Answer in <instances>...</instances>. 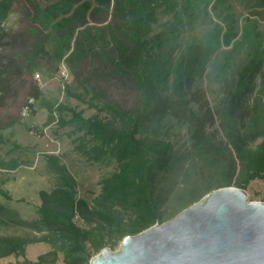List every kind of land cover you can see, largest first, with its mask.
Instances as JSON below:
<instances>
[{
    "label": "trees",
    "instance_id": "obj_1",
    "mask_svg": "<svg viewBox=\"0 0 264 264\" xmlns=\"http://www.w3.org/2000/svg\"><path fill=\"white\" fill-rule=\"evenodd\" d=\"M250 2L264 8V0ZM14 3L20 23L7 29L2 21ZM231 10L229 0L0 5V143L39 104L48 124L71 128L78 155L112 168L88 198L62 158L45 155L53 184L39 191L35 217L0 203V227L24 232L0 236V259L90 264L215 190L264 182V32L250 17L236 30ZM213 13L230 23L185 44L184 33L214 24ZM159 16L172 19L157 23ZM63 62L75 84L65 82L66 96L94 115L44 98L35 73L57 75ZM19 167L0 161L2 170ZM4 184L0 196L12 200ZM34 244L49 250L30 260Z\"/></svg>",
    "mask_w": 264,
    "mask_h": 264
},
{
    "label": "rangeland",
    "instance_id": "obj_2",
    "mask_svg": "<svg viewBox=\"0 0 264 264\" xmlns=\"http://www.w3.org/2000/svg\"><path fill=\"white\" fill-rule=\"evenodd\" d=\"M40 1L44 7L58 0ZM229 3L232 7L231 13L235 19L236 30H240L241 24L245 22L244 18L250 17L253 21L260 23V28L264 32V8L253 9L250 0H229ZM6 4L7 0H0L1 6L5 7ZM17 5V3L13 4L10 12L2 21L7 29H14L20 23V14L16 11ZM254 14L256 16H253ZM212 17L214 24L199 25L194 30L184 33V43L207 34L217 23L222 26L225 25L224 23H230V20H225L224 15L218 16L217 13H213ZM171 19V16H159L157 23H166ZM49 48L52 49V44ZM63 71H66V75H63ZM36 74L40 75L38 82L45 99L66 103L77 110H83L86 117L95 114L94 110H89L87 106L66 96L65 82L72 89L75 84H73V76L64 62L57 75L45 71H37ZM37 107L38 111L35 116L27 113L21 125H17L13 130L2 132L3 140L0 143V160L6 162L16 160L20 166L18 171L13 172L0 169V178L5 180L4 185L12 195V200H6L2 196L0 199L7 209L15 211L20 217L23 216L26 219L35 217V207L39 205L37 203L40 201L39 191L49 189L53 184V177L46 166L45 155L55 154L62 158V161L78 180L79 195L83 197L92 198L97 194L100 189V180L112 170L111 167L90 162L78 155L74 150L73 136H70L71 128H60L57 122L48 124V111L40 108L39 104ZM57 116L59 115L57 114ZM246 191L249 202H264V182L255 181L249 185ZM21 199L25 201L21 202ZM18 233L24 232L13 227H0V236ZM121 243L113 251H117ZM46 250V245H32L29 247L28 257L35 260ZM22 261L23 258L8 257L0 259V264H18Z\"/></svg>",
    "mask_w": 264,
    "mask_h": 264
},
{
    "label": "water",
    "instance_id": "obj_3",
    "mask_svg": "<svg viewBox=\"0 0 264 264\" xmlns=\"http://www.w3.org/2000/svg\"><path fill=\"white\" fill-rule=\"evenodd\" d=\"M90 264H264V202H249L236 187L215 190Z\"/></svg>",
    "mask_w": 264,
    "mask_h": 264
},
{
    "label": "crops",
    "instance_id": "obj_4",
    "mask_svg": "<svg viewBox=\"0 0 264 264\" xmlns=\"http://www.w3.org/2000/svg\"><path fill=\"white\" fill-rule=\"evenodd\" d=\"M0 161H1V160H0ZM0 169H1V168H0ZM17 169H19V168H17ZM17 169H15V170H9V171H8V170H2V169H1V170H2V171H6V172H13V171H18ZM0 179H1V178H0ZM4 188L6 189L5 185H4ZM0 197H1V196H0ZM0 203H1L2 205H5V204L1 201V199H0ZM37 204H40V201H39V203H37ZM22 218H23V219H26V218H24L23 216H22ZM28 220H30V219H28ZM18 234H22V233H18ZM34 245H37V244H34ZM41 245H45V244H41ZM30 246H32V245H29V246L27 247V258L30 259V260H33V259H31V258L28 257V252H29V247H30ZM46 246H47V245H46ZM48 250H49V247L47 246V250H46V251H48ZM46 251H43V252L45 253ZM41 254H43V253H41ZM41 254H40V255H41ZM38 256H39V255H38ZM38 256H37V257H38ZM11 257H13V256H11ZM37 257H36V258H37Z\"/></svg>",
    "mask_w": 264,
    "mask_h": 264
},
{
    "label": "built area",
    "instance_id": "obj_5",
    "mask_svg": "<svg viewBox=\"0 0 264 264\" xmlns=\"http://www.w3.org/2000/svg\"><path fill=\"white\" fill-rule=\"evenodd\" d=\"M3 26L5 27V23L3 24ZM66 73V71H63V75H66L65 74ZM35 79L37 80V81H39L40 80V75L39 74H36L35 75ZM27 114V112H26V110L24 111V115H26Z\"/></svg>",
    "mask_w": 264,
    "mask_h": 264
}]
</instances>
